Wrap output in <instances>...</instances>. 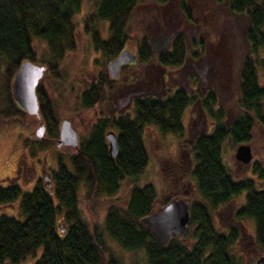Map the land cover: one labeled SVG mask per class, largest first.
Listing matches in <instances>:
<instances>
[{
    "label": "trees",
    "instance_id": "obj_1",
    "mask_svg": "<svg viewBox=\"0 0 264 264\" xmlns=\"http://www.w3.org/2000/svg\"><path fill=\"white\" fill-rule=\"evenodd\" d=\"M79 1L0 0V80L3 81L0 124H19L26 117L9 89L19 62L38 61L53 71L52 66L62 52L74 47L72 13ZM90 1L92 9L84 15L82 29L93 49L106 58L112 57L129 41L127 23L136 0ZM153 1L162 4L166 0ZM212 1L223 4L230 14L245 17L243 38L247 51L239 64L234 109L216 105L210 88L200 100L211 124L187 144L191 162L189 178L184 174L182 160L162 173L165 194L156 208L171 197H185L187 184H192L198 194V199L189 202L190 228L180 236H169L161 244L140 223V217L155 209L152 203L157 195L150 182L131 184L123 205H107L99 223L87 221L80 208L79 190L82 189L86 202L83 204L89 209L93 198L112 194L124 177L134 178L141 172L147 161L142 138L145 126L152 125L162 134L181 133V113L192 97L181 89L161 97L144 94L132 99V113L97 116L66 161L57 155L48 183L36 179L27 190H21L17 182L0 185V204L17 199L16 207L21 215L17 218L0 212V264H21L28 256H31L28 264H120L107 244L109 240L126 250L142 249L144 264H236L230 250L238 236V225L229 223L224 231L217 230L211 211L240 192L244 193L243 201L233 211L232 219L252 220L255 244L264 252V165L251 164L255 181L251 177L233 178L222 160L225 140L233 146L246 143L255 127L264 137V0ZM178 8L190 20L191 14L183 0H179ZM100 21L106 26L103 36L97 29ZM32 36L44 42L46 57L36 59ZM136 46L138 61L153 60L162 66L178 65L186 55L180 30L172 36L169 50L153 55L143 36L137 38ZM101 82L102 79L79 93L82 108H89L99 100ZM36 95L41 109L46 108L44 121L52 125L49 99L41 88L36 89ZM107 127L115 129L113 157L107 153L103 136Z\"/></svg>",
    "mask_w": 264,
    "mask_h": 264
},
{
    "label": "rangeland",
    "instance_id": "obj_2",
    "mask_svg": "<svg viewBox=\"0 0 264 264\" xmlns=\"http://www.w3.org/2000/svg\"><path fill=\"white\" fill-rule=\"evenodd\" d=\"M183 2L191 14L190 20H187L179 10V0H166L162 4H157L153 0H136L127 23L128 43L137 40L142 34L148 37L157 34L155 32L156 25L163 27L164 31H182L187 54L184 58H190L191 60L183 66L182 62L178 66H166V69L172 70L175 68L177 70L174 78L166 77L164 73L167 71L158 76L160 67L156 68V64L153 62L150 64L137 63L132 67L136 71L141 69V74L130 76L129 71L131 68L127 69L125 71L128 72L126 76L121 74L118 83L113 85L116 91L107 92L106 97L102 92L100 99L91 107L82 108L76 94L78 90L86 86L88 78L94 75L97 70L103 69L107 58L93 50L88 35L82 29L84 15L91 11L92 4L90 0H80L77 9L72 13V21L75 25V46L62 52L54 67L52 66L53 73L52 70L46 67L42 82V86H45L44 92H46L51 102L54 115L57 117L68 115L72 125L80 135H83L97 116H106V114L111 113L110 110L114 112L111 102L113 99L115 100L118 94L153 92L150 89L151 86L147 83L149 73L155 75L156 80H160L159 84L162 80L164 85L155 92H163V90L171 87V84H175L178 77L182 79L183 75L187 74V78L194 76L196 80L202 82L197 90L205 89L207 86L211 87L218 103L216 105L225 109H234L233 103L238 95L239 64L247 49L243 38L246 19L242 14L228 13L223 4H216L212 0H183ZM97 29L100 35H105V22H98ZM31 43L36 59L46 57V49L42 40L32 36ZM197 48L199 49L196 50ZM193 52H195L194 55ZM137 78H140V80L136 82ZM2 82L0 80V99ZM155 83L153 82V85ZM125 106L128 108L130 105L128 103ZM198 107L196 102L185 107L181 118L183 128L180 134H162L152 125L144 127L142 138L147 151L146 164L136 177H124L119 182L115 192L108 195L101 194L93 198L90 201L92 205L88 209L83 204L86 202L81 192L82 189L79 190V205L87 221L93 220L99 223L103 210L107 205H123L129 186L133 183L140 185L150 182L153 185L157 198L153 201L152 208L156 209V204L161 201L165 194V184L162 179L163 171L166 168L176 167L175 163H181V160L184 166V174L189 178L188 173L191 162L187 144L195 133L209 129L211 122L210 117L206 113L202 114ZM21 121L19 124L7 122L0 124V180L5 175L8 176L12 173L15 164L25 165V169L32 166L35 168L34 172L36 173L38 168L50 171L56 166L52 150L48 154L37 151L34 152L33 157L30 156L24 146L27 144L23 136L26 119L23 118ZM247 144L251 153L250 160H256L264 164V137L257 127L252 131V138ZM235 146L231 145L229 141L225 140L223 142L222 160L229 167L233 178H240L250 173L247 165H243L234 159ZM67 155L64 152L59 154L64 161H66ZM42 157L44 158L42 159ZM32 160L34 162H31ZM16 182L21 190H27L31 187L33 180L31 182L25 181L22 176L18 177ZM2 184L4 183L0 182V185ZM258 184L262 185L261 183ZM185 188L189 197L198 199V194L192 184H187ZM243 194V192H240L237 196H233L227 202L212 210V221L214 227L219 231L224 230L229 223H235L239 226L241 235L239 234L230 251L234 259L237 260L236 264H254V260L258 258L257 254H259L260 247L254 242L247 243L250 240L248 234H253L251 219L242 217L239 222L231 219V215L240 204ZM16 202L17 199L12 203L0 204V212L20 218L21 215L17 211ZM107 244L119 259L120 264H144L142 249L140 251L126 250L120 248L111 240L107 241ZM38 252L39 249L36 251V255ZM30 257L24 259L21 264H28L31 260Z\"/></svg>",
    "mask_w": 264,
    "mask_h": 264
},
{
    "label": "flooded vegetation",
    "instance_id": "obj_3",
    "mask_svg": "<svg viewBox=\"0 0 264 264\" xmlns=\"http://www.w3.org/2000/svg\"><path fill=\"white\" fill-rule=\"evenodd\" d=\"M177 31H179V30H176L175 32H173L172 30L171 31L170 30L169 31H164L163 27H161L159 25H156L155 26V32H157V34L152 35L150 37H148L147 35L144 36L143 34L141 36H143L145 38V40L149 44L150 51L152 52L153 55H155L158 51L169 50L170 49L171 38ZM74 41H75V38H74ZM184 42H185V39H184ZM199 43H200V41H199ZM128 44H130V45H128ZM245 45L247 46L246 41H245ZM185 46H186V43H185ZM136 47H137L136 46V40L133 41V42H130V43L126 42L125 44H123L120 47L119 51L122 50V49H125L129 53L133 54L134 57H133V59L131 61L120 63L118 65V68H117L115 76H110L106 66H107V63L111 59H113L118 54L119 51L115 55H113L112 57L107 58V61H106L105 65H104L103 69L102 70H97L94 75H92L90 78H88V83L86 84V86H84V87H82V89L78 90V92L76 94L78 102H79V93L82 90L88 88L90 84H93V85L96 86L99 83L100 79H102L101 89H102V92H104L105 97H106V95H107L106 93L107 92L116 91V89L113 87V85L118 83V80L120 79L121 74L123 76L124 75L126 76V74L128 72H125V71L127 69L131 68V70L129 71V75L130 76H137V75L141 74L142 73L141 69L136 71L135 68L133 69V67H132L134 64H137V63H140V64L143 63L144 64V62H145V61H142V60L141 61L137 60L138 56H137V53H136V51H137ZM198 49L199 48H197L196 50H198ZM93 50L96 51V52H99V50H95V49H93ZM246 51H247V49H246ZM194 54H195V52H193V55ZM189 60H191V59L190 58H184V60L181 61L182 62V66ZM151 62L156 64V66H155L156 68L160 67V69L158 71V74H157L158 76H160L162 72H166L167 71L166 73H164L165 76L166 77L168 76L171 79L174 78L175 73L177 71L175 68L172 69V70L168 69V68L166 69V66H162V65L158 64L157 62H155L153 60L152 61H147L145 63H149L150 64ZM32 63L42 66L41 75L37 79L36 84L34 85V94H35V99H36V110L33 113H29L24 108H22L21 106H19L15 102L21 108V110L24 111V113L26 114V117H25L26 122L24 123V125H25L24 126L25 133L23 135L25 137L24 141L27 142V144H25V148L29 152L31 157H33L34 152L41 151L44 154H48V152L52 150L53 154L52 153L51 154H52V156L55 157V160H56L57 155H59L60 153L64 152L65 154H70L76 148L80 138H82L83 136H86L88 134L91 125L89 126V128H88L87 132H85V134L80 135L78 133L77 129L72 125V121H71V119H70V117L68 115H64L62 117H60V116L57 117V116L54 115L53 108H52V105H51L50 101L49 102H50V105H51V108H52V112H53V115H52L53 117L50 120L53 121V123H52V125H49V123H46V121H44V118L42 117V115H44V116L46 115V108L43 106L42 109H41V105H39L38 100H37L36 89L37 88H41L43 90V93L45 94V97L48 98L46 92H44L45 86L44 85L42 86V82H43V79H44V76H45L47 65L43 64L41 62H38V61H32ZM180 64H178V65H180ZM178 65H174V66H178ZM169 66H171V65H169ZM164 67H165V69H164ZM162 69H164L165 71L164 70L162 71ZM154 72H157V71H154ZM52 73H53V71H52ZM179 79L180 78L178 77L177 78V82L175 84H171V87H168L167 89L163 90V92L159 93V92H155V91H157L162 86L164 87L163 82L161 80V83L159 84L158 82L160 80H158V79L156 80V76L151 74V73H149V79H148L147 83H149V86H151L150 89H152L153 92L150 91V92L141 93V94L126 93L125 92L123 95H121V93L118 94L117 97H115V100L113 99V101L111 102V105L113 106L114 112H113V110H110L111 113L110 114H106V116L115 117L116 115L132 113V99L134 97L143 96L144 94H150V95H152L154 97H156V96L161 97L166 92L169 93V92L173 91L174 89H181L186 94V96L192 97L193 100L190 101L187 105H189V104H191L193 102H196V103H198V106H199L198 108L202 112V114L205 113L204 110L200 106V100L204 96V94L207 91V89L208 88L211 89V87L207 86L205 89L197 90L198 86H200V84L202 82L199 81V80H196L194 76H192V78H187V74H184L182 79H180V80ZM137 80L139 81L140 78H137L136 82H137ZM153 82H156V83L153 85ZM237 86H238V78H237ZM102 92H101V94H102ZM213 93H214V91H213ZM128 103H129L130 106L127 108V106H125V105L128 104ZM214 103L218 104L216 102V98H215V102ZM214 106H216V105H214ZM185 107L183 108L182 113H183ZM182 113H181V118H182ZM63 119L68 120L70 127L74 130V132L76 134V145L75 146L57 143V138H58V134H59V127H60V123H61V121ZM181 124H182V120H181ZM210 124H211V122H210ZM182 128H183V125H182ZM107 130H111L113 132L114 138H115V129H113L112 127H107V128L104 129V131H103L104 138H105L104 134H105V132ZM198 132H202V131H198ZM197 133H195L192 137H194ZM169 134H174V133H169ZM105 140H106V138H105ZM41 141H43V142L41 143ZM106 142H107V140H106ZM44 157H42V159ZM236 161H238V160H236ZM31 162H34V160H32ZM238 162L243 164V165H247L248 166L250 174L246 175V176H243V177H251L252 179H254V177L256 175L253 172L250 171V166H251V164L253 162H258V161L249 160V162H247V163H243V162H240V161H238ZM29 168L25 169V165L15 164V167H14L12 173L10 175H8V176L5 175L0 180V182H3L4 184H2V185H5V184H7L9 182H16V179L18 177H22L23 176L25 181H30L31 182L33 180V183H34L36 179H39L40 181H44L45 183H48V181H49V172L50 171H45L44 169H39L38 168V172L36 173V172H34L35 171L34 167L31 166ZM15 177H17V178L14 179ZM243 177H240V178H243ZM255 181H257L256 177H255ZM32 184H31V186H32ZM184 198H186L188 200V209H189V202H190V199H192V197H189L188 195H186ZM194 199H197V198H194ZM242 201H243V198H242L241 202ZM159 207H160V205L155 210H157ZM231 219H232V217H231ZM239 221H240V219H238L237 222H239ZM187 223H188V220H187ZM187 223H186V226H185V230L190 228L187 225ZM252 224H253V222H252ZM222 231H224V230H222ZM239 234L240 233H239V226H238V236H239ZM171 235H174V234H171ZM238 236H237V238H238ZM248 236H249L250 240H248L247 243L248 242H254L255 243L254 234H248ZM257 255H258V258H256L254 260V264H264V258H263L262 261H257L260 256L264 257V252L262 253V251L259 250V254H257Z\"/></svg>",
    "mask_w": 264,
    "mask_h": 264
},
{
    "label": "water",
    "instance_id": "obj_4",
    "mask_svg": "<svg viewBox=\"0 0 264 264\" xmlns=\"http://www.w3.org/2000/svg\"><path fill=\"white\" fill-rule=\"evenodd\" d=\"M133 54L122 49L107 63V70L110 76H115L118 65L133 59ZM42 72V66L34 64L29 60H23L13 74L10 82V94L13 100L27 112L33 113L36 110V99L34 85ZM107 140L106 150L110 157L116 154V143L113 132H105ZM57 143L76 145V134L70 127L68 120L63 119L60 123ZM234 159L247 163L251 158L250 149L247 143H238L233 152ZM188 220V200L183 197H172L165 201L157 210L152 211L139 218L140 223L145 225L161 244L165 243L171 234L180 236ZM260 256L257 261H262Z\"/></svg>",
    "mask_w": 264,
    "mask_h": 264
}]
</instances>
